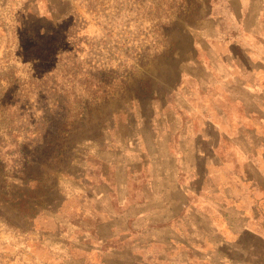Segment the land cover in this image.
I'll use <instances>...</instances> for the list:
<instances>
[{
	"label": "rangeland",
	"instance_id": "1",
	"mask_svg": "<svg viewBox=\"0 0 264 264\" xmlns=\"http://www.w3.org/2000/svg\"><path fill=\"white\" fill-rule=\"evenodd\" d=\"M0 264H264V0H0Z\"/></svg>",
	"mask_w": 264,
	"mask_h": 264
}]
</instances>
